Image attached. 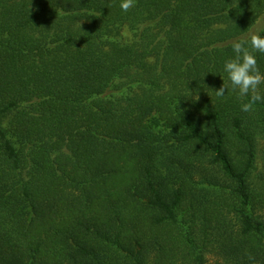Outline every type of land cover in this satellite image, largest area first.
<instances>
[{"label": "trees", "instance_id": "obj_1", "mask_svg": "<svg viewBox=\"0 0 264 264\" xmlns=\"http://www.w3.org/2000/svg\"><path fill=\"white\" fill-rule=\"evenodd\" d=\"M120 3L0 0V264H264V0Z\"/></svg>", "mask_w": 264, "mask_h": 264}, {"label": "clouds", "instance_id": "obj_2", "mask_svg": "<svg viewBox=\"0 0 264 264\" xmlns=\"http://www.w3.org/2000/svg\"><path fill=\"white\" fill-rule=\"evenodd\" d=\"M135 6V0H121L120 8L128 12ZM249 46L252 51H250ZM235 53L234 58L225 61L223 71L227 74L232 90L238 92L239 97H247V102L241 104V111H254L257 102H264V95L261 94L260 86L264 84V73L258 67L254 52L264 54V35L250 33L248 37H241L231 42ZM227 86L215 90L217 97H223ZM199 97L197 96V99Z\"/></svg>", "mask_w": 264, "mask_h": 264}, {"label": "rangeland", "instance_id": "obj_3", "mask_svg": "<svg viewBox=\"0 0 264 264\" xmlns=\"http://www.w3.org/2000/svg\"><path fill=\"white\" fill-rule=\"evenodd\" d=\"M133 38V32L132 30L128 27V26H122V30H121V34H120V39L122 41L128 42ZM264 161H263V157L262 154H260L259 158H258V166H257V171L256 173L259 174L261 172H264ZM209 260H213L212 257H209Z\"/></svg>", "mask_w": 264, "mask_h": 264}]
</instances>
